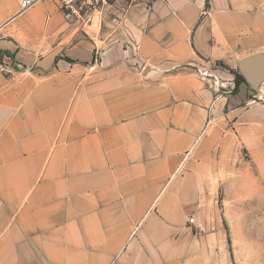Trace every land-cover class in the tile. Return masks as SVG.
<instances>
[{
  "label": "crops",
  "instance_id": "crops-1",
  "mask_svg": "<svg viewBox=\"0 0 264 264\" xmlns=\"http://www.w3.org/2000/svg\"><path fill=\"white\" fill-rule=\"evenodd\" d=\"M40 4L0 0V264H204L216 153L231 133L260 144L264 106L202 73L264 50V0H152L89 25Z\"/></svg>",
  "mask_w": 264,
  "mask_h": 264
},
{
  "label": "rangeland",
  "instance_id": "rangeland-1",
  "mask_svg": "<svg viewBox=\"0 0 264 264\" xmlns=\"http://www.w3.org/2000/svg\"><path fill=\"white\" fill-rule=\"evenodd\" d=\"M46 1L52 2L63 14L58 2ZM150 1L72 0L71 5L80 8L78 15L91 18L83 21L85 25L99 21L109 24L115 19H124L130 5ZM64 20L70 22L72 18ZM6 57L13 65V55ZM1 64L0 57V68H3ZM208 69L209 74L204 71L203 77L212 79V90L219 97H228L234 107L264 106V87L259 92L245 82L236 83L239 75L236 60L231 65L215 62ZM231 135L233 143L229 142L224 152L218 149L216 153L219 190L215 210L209 215L203 233L216 234L217 242L208 244L209 254L204 264H264V138L258 145L245 146Z\"/></svg>",
  "mask_w": 264,
  "mask_h": 264
},
{
  "label": "water",
  "instance_id": "water-1",
  "mask_svg": "<svg viewBox=\"0 0 264 264\" xmlns=\"http://www.w3.org/2000/svg\"><path fill=\"white\" fill-rule=\"evenodd\" d=\"M237 71L250 88L262 92L264 87V50L239 58Z\"/></svg>",
  "mask_w": 264,
  "mask_h": 264
},
{
  "label": "built area",
  "instance_id": "built-area-1",
  "mask_svg": "<svg viewBox=\"0 0 264 264\" xmlns=\"http://www.w3.org/2000/svg\"><path fill=\"white\" fill-rule=\"evenodd\" d=\"M46 0H20L19 1V12H23L25 10H27L28 8L34 6L37 3L40 2H44ZM52 1H56L60 4V7L63 11V15L65 19H71L73 17H77L78 16V12L80 10V8L75 9L72 5H71V1L72 0H52ZM1 71H4L3 68H0ZM189 223H193V219H190L188 221Z\"/></svg>",
  "mask_w": 264,
  "mask_h": 264
},
{
  "label": "trees",
  "instance_id": "trees-1",
  "mask_svg": "<svg viewBox=\"0 0 264 264\" xmlns=\"http://www.w3.org/2000/svg\"><path fill=\"white\" fill-rule=\"evenodd\" d=\"M6 53H8V52H6ZM236 79H237V82H236L237 84L244 83V81L240 75H237Z\"/></svg>",
  "mask_w": 264,
  "mask_h": 264
}]
</instances>
